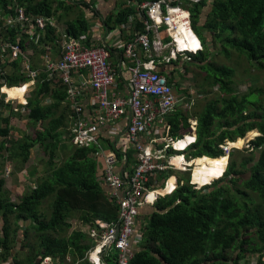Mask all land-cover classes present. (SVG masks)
<instances>
[{
	"label": "trees",
	"instance_id": "16d2710c",
	"mask_svg": "<svg viewBox=\"0 0 264 264\" xmlns=\"http://www.w3.org/2000/svg\"><path fill=\"white\" fill-rule=\"evenodd\" d=\"M209 1L194 5L190 11L192 28L204 46L194 60L207 72L209 85L219 86L220 94L195 115L189 109L176 107L166 117L167 137L174 139L188 134L191 131L189 120L194 116L198 121L197 142L188 149L187 159H200L195 162V170L201 168L206 173L214 169L212 165L208 167L209 161L217 162L219 169L223 166L218 177L224 175V178L198 191L184 176L180 180L183 184L177 183L173 193L158 198L150 213L139 212L134 231L138 238L130 245V248L133 244L136 246L129 264H244L254 255L255 264H264V100L260 98L264 91L258 87L257 74L247 75L253 68L254 72L263 74L264 81V0H214L212 12L204 22L202 14ZM9 2L0 0V6L6 11ZM81 5L89 8L88 4L78 5L68 0L16 1V6L34 19L61 20ZM125 14V11L120 12L114 22L124 21ZM65 23L68 33L75 37L89 29L87 21L79 14ZM46 27L48 36L52 29L48 23ZM9 31L11 39L16 40L18 31ZM24 36L20 37L23 50L29 46ZM30 46L36 52L37 47ZM214 47L224 56L236 49L250 63L247 78L238 80L249 81L245 93L237 90L233 68L211 62L210 57L214 52L217 54ZM22 61V58L14 61L16 69L4 77V81L0 77V88L4 83L13 87L26 82L19 71ZM44 77L46 75L41 74L25 106L33 135L23 133L15 141L9 139L11 118L0 115V160L7 152L9 159L27 167L36 146L41 147L47 157L41 172L39 167L29 170V181L36 183V189L29 186L19 202L9 198L5 171L0 166V263L37 264L38 260L51 257L58 259L59 264H92L86 256L97 241L80 230H71V221L91 224L100 232L96 221L111 224L120 220L119 195L111 188L108 193L103 187L105 182L100 180L99 166L92 158L96 147L70 146L68 153L61 151L67 109L60 102L65 99V93L60 86L51 91ZM250 96L254 100H249ZM46 97L51 99L49 104L44 102ZM10 105L6 107L11 108ZM253 130L257 136L248 140L245 149L248 157L239 163L234 160L239 152L234 151L227 167L228 158L221 146L234 142L232 148L238 139ZM256 133H249L252 135L248 134L246 139ZM186 143L179 142L175 147H183ZM115 153L120 161L125 159L126 166L133 163L131 151L124 155L117 149ZM134 154L136 158L137 152ZM175 159L179 161L175 165L183 168V158ZM245 174H248L247 179H243ZM195 175L193 183L200 187L215 181L206 179L204 173ZM169 190L168 187L162 193ZM232 253L237 254V258L232 259ZM103 258L106 264H118V251L111 245Z\"/></svg>",
	"mask_w": 264,
	"mask_h": 264
},
{
	"label": "built area",
	"instance_id": "2783aa9c",
	"mask_svg": "<svg viewBox=\"0 0 264 264\" xmlns=\"http://www.w3.org/2000/svg\"><path fill=\"white\" fill-rule=\"evenodd\" d=\"M16 1L14 0L15 3ZM186 1L193 4L204 2V0H158L139 6L138 11L145 14L147 21L143 33L138 34L134 41L127 43L124 50V56L136 62V65L130 68L127 97H112L109 94L115 83V77L110 68V50L106 45L88 47L77 39L68 37L62 43L61 57L58 61L45 59V68L42 73L46 75L48 81L58 79L66 88L67 99L70 100L71 108L77 114L71 130L73 144L78 147L99 146L98 138L102 128L125 118L126 126L121 133L125 134L128 143L138 153V163L133 172L126 177V174L120 175L116 172L115 153H108L103 157L102 148L99 146L100 151L96 156L104 158V182L114 194L119 195L117 202L120 220L111 224L101 220L96 221L100 232L95 229L91 233V237L97 241L95 249L88 257L92 264H106L103 260L104 252L111 245L118 251V264H129L132 256L130 245L138 238L134 233L138 215L137 208L144 203L153 206L159 198L158 190L149 189L151 181H155L161 174L166 175L169 170L176 169L173 158H166L169 149L175 153H185L197 142V124L191 125L192 133L185 135L184 138L174 140L167 136L162 139L150 137L151 131H155L158 135L164 133L166 117L175 111L179 99L166 77L156 70L153 61L141 63L137 56V46L144 49L159 50L161 48V41L157 37L151 39L149 32L155 25H165L166 30L171 33L175 46L171 49L166 61L175 60L176 55L185 56L191 60L190 57L184 55L186 51L191 52V50L178 44L180 40H184L180 38L183 37V33H180L178 28L184 27L192 30L190 13L182 8V4ZM47 23L41 18H29L24 9L17 6L9 8L7 12L0 10V24L3 28L18 29L20 35L26 31L31 32L34 29L33 26L41 32ZM197 51V49L194 50V52ZM19 58H22L23 62L27 59L20 37L16 40H12L11 37L6 38L1 34L0 28V76L6 74L7 65ZM26 68L30 79L36 82L40 73L31 69L29 65ZM83 70H88L90 77L88 84L92 92L91 106L93 108V113L90 115H83V109L78 102L81 88L72 79L75 71ZM83 85L87 86L85 83ZM160 125L162 130H160ZM183 141L187 142L185 146L175 147L177 143ZM158 142L163 143L161 148L154 146V143ZM221 147L226 154L231 148L228 145ZM183 160L185 161L184 168L188 169L184 157ZM174 190L172 188L170 194ZM42 264H50V258H44Z\"/></svg>",
	"mask_w": 264,
	"mask_h": 264
},
{
	"label": "crops",
	"instance_id": "0c3cea01",
	"mask_svg": "<svg viewBox=\"0 0 264 264\" xmlns=\"http://www.w3.org/2000/svg\"><path fill=\"white\" fill-rule=\"evenodd\" d=\"M8 7L6 8V11L3 7L0 6V10L7 12L9 8L16 7V3L14 0H12L13 3H11V0H9ZM67 1V0H64ZM76 4L80 3H85L89 5V8L86 9V7H79L78 9L74 10V13L67 16L63 17L61 20H57L56 18H44V17H36V18H41L45 20L46 22L49 23L50 28L52 29V33H50L48 36H46V27L45 29L41 30V32L36 29V26H33L34 29H32L31 32H25L23 35H20L19 33L17 34L18 37H23L25 38V41L29 42L28 48H26L25 54H26V61L25 62H20L19 65V71L25 76L26 82L20 84L19 86H13L9 87L4 83L1 88H0V104L4 103L3 106H5L2 111L9 109V111H14L13 107L8 108L6 105L10 106H17V107H23L24 110L25 106L28 105V99L37 85V83L40 81V76L45 68V59L48 58L50 61H58L61 57V51H62V43L65 39L68 37H72L77 39L81 44L85 46H102L106 45L109 47L110 50V68L114 74L115 77V83L110 89V96L115 97H127L128 95V80L130 77V68L134 67L136 65V62L130 59H127L124 56V50L126 47V44L129 42L134 41V39L137 37L138 34L143 33L145 30V22L147 21L146 16L144 13H140L139 6L143 5L145 3H153L156 1H150V0H95V4L92 5V0H68ZM205 1V0H204ZM213 1L210 0L207 4L208 7L204 10L202 14L203 21L205 22L208 19V16L212 12L213 8ZM194 5H200V4H193L188 1L184 2L182 4V8L190 13L191 16V8ZM122 11H125V19L124 21L121 22H114L115 17ZM76 14L81 15L83 19H85L88 23V31L83 32L79 34L77 37L72 36L68 33L67 31V26L65 23V20H73L76 17ZM32 18V17H30ZM35 18V19H36ZM109 18H112V20H109ZM34 19V18H32ZM202 22V24L204 23ZM191 24H192V17H191ZM1 28V34L4 35V37L9 38L12 33L9 30H17L18 29H5L3 26L0 24ZM155 30V31H153ZM22 31V30H21ZM47 31V30H46ZM23 32V31H22ZM208 33V32H207ZM49 37V38H48ZM149 37L151 39H154L157 37L158 40L161 41V48L158 49H144L141 46H137V56H138V61L141 63H146L149 61H153L154 65L156 66V70L166 76L169 79L170 85H172L175 95L177 93V76L178 77H184V74L187 73V69L185 68V65L187 63H193L195 62L194 57L198 56H193L192 59H188L185 56H179L176 55L175 60L169 59L167 62L166 59L169 58L170 51L171 49H174L175 46L172 42V37L171 33L166 30L165 25H155L152 30L149 32ZM183 37L187 39V36L185 33H183ZM13 38V37H12ZM16 39V38H14ZM30 44L34 45L37 47L36 52H34L33 48L30 46ZM212 46V45H211ZM211 58V57H210ZM212 61V60H211ZM14 62L10 63L9 65L6 66V74L2 76V81L5 80L4 77H7L8 75H11L15 69L16 66L13 67ZM29 65L31 69L37 71L40 73V76L37 78L36 82H33L30 77L28 76L27 73V68L26 66ZM194 67H200V65L195 64ZM193 71V70H192ZM188 74V73H187ZM1 77V76H0ZM45 78V77H44ZM89 71L88 70H83V71H75V73L72 74V79L74 80L75 84L81 88V95L78 97V102L81 105L83 111V115H90L93 113V108L91 106V88L88 84L89 82ZM39 79V80H38ZM48 83V86L50 87L51 91L57 90V88L60 86L64 90L65 93V99L60 102L65 108L67 109L65 111V115L67 117L66 119V125L63 127V135L61 138V141L63 144L61 145V151H67L68 153V148L70 146H74L76 148H97V152L92 154V158L96 161V163L99 166L100 169V180L103 182L104 178V158H99L96 156V154L100 151L99 146L102 148V155L103 157L107 155L108 153H115L118 149L119 152L123 153L124 155L128 152L131 151L132 158H133V163L131 165L126 166L125 164V159L122 158L120 161V158L116 156L117 160V166L116 172L121 174H126V177L129 176L132 172L133 169L136 167L138 163L137 157L135 158L136 153L134 147L128 143L126 140L125 134L121 133V131L125 129L126 126V120L125 118L120 119L116 123L106 125L102 128L98 141H99V146L97 145H90L88 147H78L73 144L72 138L73 134L71 132L75 119H77V114L74 113L73 109L71 108L70 105V100L67 99V93H66V88L59 82V80H54V81H48L46 78L43 79ZM42 81V80H41ZM207 81V78L205 79ZM83 83L87 84V86L83 85ZM209 85V82L207 81V84ZM210 86V85H209ZM212 86V84H211ZM217 86V85H214ZM213 86V87H214ZM219 87V86H218ZM22 89L24 90V102H20L18 99L10 101L9 100V94L5 92V89ZM185 96V97H183ZM177 99H185L186 102L188 103V108L189 110L193 111V108L196 105V98L191 92H184V95H176ZM44 102L46 104H49L51 102V99L49 97H46ZM179 106V103H177V107ZM2 106H0L1 109ZM185 110V111H189ZM1 113V111H0ZM191 125L197 124L198 121L197 119L192 116V118L189 120ZM160 130H162V126L160 125ZM192 129V128H190ZM192 131H189L188 134H191ZM150 137L152 138H165L167 136V124L165 125V131L164 133L158 135V133H155V131H151L149 133ZM187 135V134H184ZM197 136V134H196ZM184 138V137H180ZM173 139V138H172ZM177 138H174V140ZM154 146L157 148H161L163 146V143H154ZM64 148V149H63ZM134 149V152H133ZM42 151V149H41ZM172 152L173 154H167L166 158L172 157L173 156V161L176 158L175 157V152L172 151V149H169L168 153ZM43 153V152H42ZM44 155V154H43ZM116 155V153H115ZM172 155V156H171ZM46 157V156H45ZM179 158H185L186 162L188 163L187 159V153L183 155V157L178 156ZM47 158V157H46ZM61 159H63L61 157ZM47 160V159H45ZM230 159L228 158V165H229ZM178 160L175 159V164H178ZM163 163H166V160L163 161ZM60 164V163H59ZM190 164V163H188ZM227 165V167H228ZM175 167H179L178 165H175ZM226 167V168H227ZM188 168H190V165H188ZM227 170V169H226ZM226 172V171H225ZM225 174V173H224ZM11 177V176H10ZM171 176H168L167 174H161L155 181H151L149 185V189H154V190H160L161 191H166L167 188L169 187L170 190L164 193V196L170 195V191L172 188L175 187L174 185H170V178ZM172 180V179H171ZM14 181V180H13ZM11 181V182H13ZM27 186L25 191L23 192V187H21L18 190H22V194L18 196L24 195L28 189L29 185L36 189V183L28 181L27 178ZM104 183V182H103ZM177 185V183H176ZM192 186H197L195 184H191ZM211 185V184H210ZM166 188L164 189V187ZM174 186V187H173ZM104 189L109 193L110 189L109 186H107L105 183L103 184ZM204 187V186H203ZM6 192L8 193V196L10 199L11 194L6 188ZM174 192V191H173ZM172 192V193H173ZM161 196V197H164ZM153 210V206H150L147 203H144L140 209L139 212L141 214H148ZM78 223V228H73V223H72V228L71 230H80L83 233L88 234V236H91V233L94 229V226L92 225H85L81 223L80 221H75ZM96 246V245H95ZM95 246L93 249L88 251V254L86 257H89L90 253L92 250L95 249ZM136 245H132L130 248V252L132 254L133 250L135 249ZM50 258V264H59L58 259H52ZM90 261V260H89ZM37 264H40V260H38Z\"/></svg>",
	"mask_w": 264,
	"mask_h": 264
},
{
	"label": "rangeland",
	"instance_id": "374dc122",
	"mask_svg": "<svg viewBox=\"0 0 264 264\" xmlns=\"http://www.w3.org/2000/svg\"><path fill=\"white\" fill-rule=\"evenodd\" d=\"M183 30L187 31L186 28H183ZM203 48H204V46H203ZM213 49L216 50V52H217V48L214 47ZM194 56H196V55H194ZM211 60H212L211 62H213L216 65H225L227 67L233 68L235 71V78L237 81L247 78V75H249V74H253V73L257 74L258 79H259L258 87L264 91L263 74L257 73L258 71L254 72L253 68H250L248 70V68L251 67L250 63L245 59V57L243 55L242 56L239 55L236 49H232L230 51V54L225 55V56L223 54H221L220 51L217 52V54H215V52H214L213 56L211 57ZM195 64H196V61L193 63H187L185 65V68L187 69L188 74L185 73L184 77H178L179 76L178 75L177 76V82L178 83L176 85V88H177L176 95H179V96L184 95V92L188 91V92H191L195 96L196 105L192 111V114H194V115H195V112H198L208 102L215 99V96L217 94L218 95L220 94L218 86L212 87V86L206 85L207 81H205V79L207 78V72L205 70H203L201 67H194ZM246 70H248L247 75H246ZM248 83H249V81L248 82L247 81H243V82L238 81V87H237L238 92H241V94L245 93V90L248 88ZM4 91L9 94V100L10 101L18 99L20 102H24V90L14 88V89H5ZM183 97H185V96H183ZM260 98L264 100V95L260 96ZM249 100H254V97L250 96ZM263 104H264V101H263ZM3 105H4V103L0 104V106H2L0 109L1 114H3V116H5V117L11 118L12 132L10 134L9 139L15 141L23 133H25L26 135L27 134H32V135L34 134L33 130H31V127H30L31 125L28 122V118H27L28 111L27 110H24L23 107H17L16 105L15 106L13 105L11 108L17 107L14 109L13 113L11 111H9V109L2 111V109L5 107ZM178 107L180 109H184V110L189 109L188 103L186 102L185 99H179V106ZM251 132L256 133L255 130H253ZM251 132L246 133L244 139H246L247 135ZM249 135H252V134H249ZM256 136H257V133L253 134V136L251 138L246 139V140L238 139L236 142V145L234 146V149L230 148V151L228 154H226V156L230 155V153H232L234 151H236V152L238 151L239 153L235 154L234 160H236L239 163L242 162V160L244 158L248 157V153H245V149L248 148V140H252ZM232 149H233V151H232ZM3 156L5 158L0 160V166L3 169V171H5L4 178L6 180V188L10 192L12 200L14 202H19L20 196H18L17 194L21 195L22 190H18V189L23 187V192L25 191L26 186L28 184L27 178H28V181L30 178L29 177V170L31 171V169L33 167H39V171L41 172L42 169L45 167V163L47 162V160H45V159H47V158L45 157V155H43V153L41 151V147H39V146H36L33 149V151H31V160H30L27 167H24L20 162H14L11 159H9L7 152H4ZM62 157H64V156H62ZM64 159H65V157L63 158V161H64ZM63 161H61V163ZM195 162L196 161H190L189 162L191 164L190 167H192V168L187 169L184 167L183 168L175 167L176 168L175 170H169L167 172V175L171 176L169 178V180L170 181H171V179L173 180L172 182H173V185L175 183V187H176V183L183 184V182H180V180H183L184 176L186 178L190 179V185H191L193 183V178H195V176H196L195 175L196 173H197V175H200V176H202L203 173L207 174L206 179H208V178L218 179V180L213 181L211 183V185H207L204 187L194 186L195 190H198V191L205 189V188H208V187H211V186H214L216 181H220L224 178V177H222L220 179L218 177L217 173L219 171H222L223 166L220 167V169H219V164L217 162L209 161L208 167L210 165H212V167H214V169L209 170L207 173L204 172L201 168H198L197 170H195L196 169L194 166ZM225 162H226V166H227L228 160H226ZM229 163H230V161H229ZM177 169H180V170L185 169V170L180 171ZM207 170H208V168H207ZM215 170H216V172H214ZM225 170H224V173H225ZM247 178H248V174H245L243 176V179H247ZM11 181H13V182H11ZM103 182H104V178H103ZM175 187H174V189H175ZM158 191H160V192H157L159 197L164 196V194L162 193L164 191H161V189ZM44 206H46V204ZM45 209L46 208H44V210ZM72 223H73V228L79 227L77 222L72 221ZM231 258L232 259L237 258V254L232 253ZM255 258H256L255 255L249 256L247 258V263H244V264H255L256 263Z\"/></svg>",
	"mask_w": 264,
	"mask_h": 264
},
{
	"label": "bare ground",
	"instance_id": "6f19581e",
	"mask_svg": "<svg viewBox=\"0 0 264 264\" xmlns=\"http://www.w3.org/2000/svg\"><path fill=\"white\" fill-rule=\"evenodd\" d=\"M183 28L184 27H179L178 30L180 31V33H185L186 36H187V39L180 40V42L178 44H179V46H184L185 49H190L191 50V52L190 51H186L184 55H186L187 57H190L192 59V56L198 55V52L202 51L204 49L203 48V43L201 42V40L198 38V36L195 34L194 31H192L191 29H187V28H186L187 31H184ZM180 38H184V37H180ZM195 49H197L198 51L194 52ZM137 155H138V153H137ZM174 161H175V159H174ZM174 161H173V164H174ZM184 163H185V161H184ZM215 180H218V179H215ZM141 206L142 205H139L138 208H137L138 209V213H139V209H140Z\"/></svg>",
	"mask_w": 264,
	"mask_h": 264
},
{
	"label": "clouds",
	"instance_id": "9594fccd",
	"mask_svg": "<svg viewBox=\"0 0 264 264\" xmlns=\"http://www.w3.org/2000/svg\"><path fill=\"white\" fill-rule=\"evenodd\" d=\"M192 31H194L193 30V28H192ZM195 32V31H194ZM195 34L198 36V38L200 39V37H199V35L195 32ZM201 40V39H200ZM202 41V40H201ZM244 139V138H243ZM232 143H234V142H227L225 145H223V146H231V144ZM233 149H234V147H232ZM189 149V148H188ZM188 149H187V151H188ZM233 149H232V151H233ZM187 151L185 152V153H187ZM185 153H175V157L177 158L178 156H183V155H185ZM231 154V153H230ZM225 157H227V158H229L230 159V155H228V156H226V153H225ZM172 158H173V156H172ZM209 159V158H208ZM186 160V159H185ZM197 160H200V159H196V160H191V161H197ZM212 160V159H211ZM190 161H188V163H189ZM187 163V164H188ZM190 168H192V167H190ZM189 169V168H188ZM226 171V170H225ZM224 176V175H223ZM164 189H165V187H164ZM175 191V190H174ZM158 192H160V191H158ZM160 198V197H159ZM158 200V199H157ZM154 206V205H153ZM46 258V257H45ZM43 260V259H42ZM42 260H40V264H42Z\"/></svg>",
	"mask_w": 264,
	"mask_h": 264
}]
</instances>
